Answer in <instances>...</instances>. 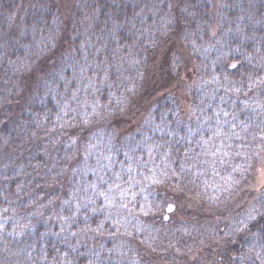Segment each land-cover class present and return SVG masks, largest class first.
I'll return each instance as SVG.
<instances>
[{
    "label": "trees",
    "instance_id": "trees-1",
    "mask_svg": "<svg viewBox=\"0 0 264 264\" xmlns=\"http://www.w3.org/2000/svg\"><path fill=\"white\" fill-rule=\"evenodd\" d=\"M39 50L51 54L45 87L12 122L20 141L36 138L37 153L0 166V264H113L87 255L73 231L127 209L146 217L123 225L145 227L148 247L175 264L196 246L172 229L150 238L171 223L168 203L170 216L197 222L200 213L213 225L212 264H264V184L254 192L241 166L264 131V0H72L63 9L0 0V74L16 82ZM83 146L90 155L80 160ZM29 187L77 191L66 199L84 207L64 211L66 230L36 222L25 215ZM235 189L249 204L244 219L232 214Z\"/></svg>",
    "mask_w": 264,
    "mask_h": 264
},
{
    "label": "rangeland",
    "instance_id": "rangeland-1",
    "mask_svg": "<svg viewBox=\"0 0 264 264\" xmlns=\"http://www.w3.org/2000/svg\"><path fill=\"white\" fill-rule=\"evenodd\" d=\"M57 2L58 5L63 9L66 7L70 8L72 0H57ZM52 49H50L49 51H51ZM48 52L39 50L34 55V58H32L33 60L27 63V65L23 66L26 68H24L25 70L23 72H19L16 82L9 81L8 77L0 74V139L1 136L4 135V130L8 133L5 141L0 145V166L6 164V162L11 160L13 163L12 168H14L17 166L21 154L32 157L37 153L36 138L20 141V138L23 137V127L18 124L17 127L13 128L14 125L12 122L16 121L14 120V118L18 119V116L23 108V110L29 109V103L33 98H35V96L37 95V91L45 87L44 80L42 79V76L45 74L43 69L45 67L47 69V67H50L49 65H51V54L49 56ZM32 71H34L35 73L34 77L29 75ZM262 82L264 83V72ZM74 97L75 96H72L71 99H73ZM15 99H18V102L23 101V106L21 104L19 106L12 105V108L14 106V108L17 109L14 112V110H10L8 106L11 105ZM85 105H88V103H86ZM3 108H8L9 111L4 110ZM91 118L95 121L100 120L98 117V113H93ZM97 124L98 123H96L93 128L94 133L98 135L100 130L99 124ZM35 126L42 127V124L38 125L35 123ZM13 130L15 131V134L11 135V133L13 134ZM76 134L77 132L75 133V135ZM75 135L73 136V138H75ZM8 140L16 141L11 143ZM253 142L255 143V148L253 149L254 151L250 153L249 161H247L246 158L241 159V166H245L247 167V169H249L248 171L250 173V176L247 179L248 186L254 192H258L259 190H261L264 184V131H262L259 136L255 138L253 137ZM51 143L55 147V143ZM73 154H75L74 157L80 154V160H84L87 156L90 155L89 148L83 146L79 154L75 152ZM50 163L53 171V162ZM56 174L57 172H55L53 175L56 176ZM242 180L239 179V182L237 183H240ZM30 182H34L33 175H30L29 183ZM149 182H152L155 187L161 184V180L156 176H153L151 178V181ZM143 185L145 184L143 183ZM33 188L34 187H29L27 189V198L29 204L27 205V211L25 215L30 219V215L34 214L35 217L33 218L36 222H42L49 225L56 224L58 228L64 227L66 230V219L61 218V215L64 213V211H66L67 208H70L72 214L76 215L78 213V209H82L84 207V200L78 202V199H76L71 202V200L66 199L77 196V191H69L68 189L61 188V190L58 192H52L51 190L47 192L48 195L44 193L37 196L36 189ZM134 189H136L135 195L138 194L139 186L135 187ZM21 190H23V188ZM232 192L233 194L231 195V203L234 204L232 214L238 209L237 215L242 216L244 219L251 214L249 211V204L243 202L242 193L244 194V189H241L240 191L235 189V191L232 190ZM34 195H36L39 199L44 200L39 202L37 198L34 197ZM36 202L40 204L37 206ZM89 203L92 205V208H94V206L96 205L95 211L97 213L99 211H102V208L99 210L96 202L94 205L92 202ZM227 203L230 202H224L225 206H223V211L227 210L228 212H230L229 208L231 206V203L228 205V207H226ZM170 204L174 208V205L172 203H168L166 204V206ZM66 205L69 206L65 207ZM239 206L240 208L242 206V208L240 209ZM15 208L19 212L21 211L18 207ZM103 209L108 210V208L105 206ZM24 212L25 210L22 211V213ZM170 215L171 212H166L164 210V212L162 213V217L164 218V220H168L171 223L163 226L164 230L162 228H155L154 234L156 236H151L150 238L152 239L158 237L160 232L164 233L167 231V233H169L168 229H172L171 236H174L175 240L180 241V237L182 236L186 241V245L195 243L196 246L194 249H190L188 245L187 247L190 249V251L186 252V259L177 260V263L175 264H212L214 258L213 249L211 248V234L213 235V225L209 223L210 221L207 220L204 215L201 216L200 213V217L196 218L198 219L197 222H192V219L186 221L187 219H185L183 215ZM138 217L139 218L136 217L135 211L128 209L124 214L120 216H113V219L108 215H102L101 217H99L100 219H98L99 226L84 227L80 229V231H78V227L74 229L73 237L75 240V244L78 245V247L82 245L84 246V248L87 247V255L90 254L98 258L102 257V262H111L113 264H167L166 262H164L162 256L159 253H155L154 250H151L148 247L149 244H147V239L142 238V236H144L146 233L145 227L137 224L136 227L128 228V226L125 227L123 225V222L125 220H128L132 223L134 220H137V222H143L144 217L146 216L143 215ZM150 221V219L147 220V222ZM169 225H172V227H169ZM145 226L147 228H150V225ZM189 236L190 239H188ZM194 239L195 242H193ZM174 243L175 241L171 243V245L176 246L174 245ZM172 251L175 254L179 253L176 252V249L174 247ZM175 257L177 258V256Z\"/></svg>",
    "mask_w": 264,
    "mask_h": 264
},
{
    "label": "water",
    "instance_id": "water-1",
    "mask_svg": "<svg viewBox=\"0 0 264 264\" xmlns=\"http://www.w3.org/2000/svg\"><path fill=\"white\" fill-rule=\"evenodd\" d=\"M172 210H173V206L171 204L166 206V209H165L166 212H171Z\"/></svg>",
    "mask_w": 264,
    "mask_h": 264
},
{
    "label": "snow or ice",
    "instance_id": "snow-or-ice-1",
    "mask_svg": "<svg viewBox=\"0 0 264 264\" xmlns=\"http://www.w3.org/2000/svg\"><path fill=\"white\" fill-rule=\"evenodd\" d=\"M233 67H236V65H233ZM169 210H171V209H169Z\"/></svg>",
    "mask_w": 264,
    "mask_h": 264
}]
</instances>
